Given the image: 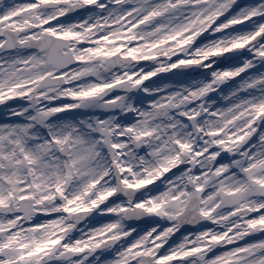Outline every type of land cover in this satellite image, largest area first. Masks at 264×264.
I'll return each instance as SVG.
<instances>
[{
	"label": "snow or ice",
	"instance_id": "1",
	"mask_svg": "<svg viewBox=\"0 0 264 264\" xmlns=\"http://www.w3.org/2000/svg\"><path fill=\"white\" fill-rule=\"evenodd\" d=\"M0 264H264V0H0Z\"/></svg>",
	"mask_w": 264,
	"mask_h": 264
}]
</instances>
